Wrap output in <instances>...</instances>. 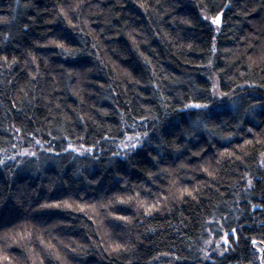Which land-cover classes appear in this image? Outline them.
Wrapping results in <instances>:
<instances>
[{
    "label": "trees",
    "instance_id": "16d2710c",
    "mask_svg": "<svg viewBox=\"0 0 264 264\" xmlns=\"http://www.w3.org/2000/svg\"><path fill=\"white\" fill-rule=\"evenodd\" d=\"M263 199L264 0H0V264H262Z\"/></svg>",
    "mask_w": 264,
    "mask_h": 264
},
{
    "label": "snow or ice",
    "instance_id": "6c2138e0",
    "mask_svg": "<svg viewBox=\"0 0 264 264\" xmlns=\"http://www.w3.org/2000/svg\"><path fill=\"white\" fill-rule=\"evenodd\" d=\"M222 13H218L216 16L212 17L211 20H210V23L212 25H219L221 20H220V17H221ZM204 19H208V17H204ZM192 107H195V108H206L207 105L206 104H194L192 105ZM144 135L146 136L147 135V132L144 133ZM126 139L128 140V143H126L124 145V147L126 149H135L139 143V134H137L136 136L134 137H126ZM37 144H39V141H36ZM82 148L84 147L83 145L81 146ZM68 148L71 149L73 152H76L78 151L76 148H74L71 144L68 145ZM89 152H91V148L88 149ZM21 155H28V156H35V153L34 152H27V153H21ZM232 235L233 237L235 238V233H236V230L235 229H232ZM227 236L228 234L225 233L224 235V243L227 245L228 244V239H227ZM252 245L255 247L257 242L256 240H252L251 241ZM257 252L260 251L259 248L256 249ZM262 264H264V261H262Z\"/></svg>",
    "mask_w": 264,
    "mask_h": 264
},
{
    "label": "flooded vegetation",
    "instance_id": "af4514ba",
    "mask_svg": "<svg viewBox=\"0 0 264 264\" xmlns=\"http://www.w3.org/2000/svg\"><path fill=\"white\" fill-rule=\"evenodd\" d=\"M252 213H259L261 218H262V234L264 235V199L260 202V204L257 207H254L252 209ZM264 239V236H263ZM263 245L260 247V259L262 261V258H264V243H262ZM259 256H258V261H259ZM264 261V259H263Z\"/></svg>",
    "mask_w": 264,
    "mask_h": 264
},
{
    "label": "rangeland",
    "instance_id": "374dc122",
    "mask_svg": "<svg viewBox=\"0 0 264 264\" xmlns=\"http://www.w3.org/2000/svg\"><path fill=\"white\" fill-rule=\"evenodd\" d=\"M217 28V25H214ZM130 137H134V136H130ZM128 141V140H127ZM23 153H27V152H23ZM226 246V244L224 243V236L219 239L218 241H212L206 246V252L207 253H214L217 252L220 246Z\"/></svg>",
    "mask_w": 264,
    "mask_h": 264
}]
</instances>
